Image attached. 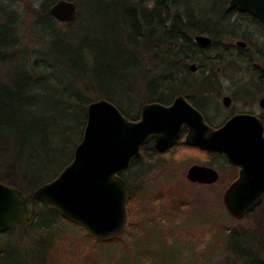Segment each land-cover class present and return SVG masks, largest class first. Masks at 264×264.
<instances>
[{
  "label": "trees",
  "instance_id": "obj_1",
  "mask_svg": "<svg viewBox=\"0 0 264 264\" xmlns=\"http://www.w3.org/2000/svg\"><path fill=\"white\" fill-rule=\"evenodd\" d=\"M57 1L49 0L36 9L32 29L49 32L40 33L31 48L25 44L26 35L19 27L20 16L0 7V181L18 188L27 197L70 165L74 150L83 139L91 102L108 100L127 118L137 121L144 105L168 106L184 96L214 127L218 124L207 117L206 108L209 104L219 106L225 90L221 78H235L242 73L235 63L246 65L251 61L242 48L225 42L243 40L248 46L264 47V42L260 45L246 33L250 24L260 28L264 25L249 13L232 8L230 0H217L209 14L199 5L195 8L191 0L185 5L183 0H86L87 16L81 9V0H69L77 6L76 19L70 23H60L50 15L49 10ZM197 35L211 38L212 44L198 45L194 41ZM190 64L196 65L195 72L190 70ZM254 70V76L264 77V70ZM130 82L144 84L143 99ZM132 90L136 91V99L131 97ZM133 99L144 100L134 113ZM184 146L211 155L206 160L208 165L213 164V157L230 164L222 153ZM141 153V159L133 161L122 174L130 186V173H148L149 167L159 163L164 154L153 141ZM162 197L157 198L158 202L164 200L161 210L153 207L148 212L139 207L141 213H135L138 225L130 219L129 229L122 236L135 237L136 249L131 256L139 255L127 256L132 264H156L155 257L162 264L183 260L179 257L183 254L176 253L175 248L162 245L182 236L183 220L184 224L196 222L192 220L195 215L189 217L195 207L183 191ZM132 205L131 192L128 210ZM263 207L264 202L256 211ZM62 221L71 224L56 210L36 202L31 222L0 234V264H53ZM133 224L138 229L132 230ZM259 226L224 229L228 235L222 254L227 264H264V240L246 239L253 232L259 233ZM25 239L32 242V247L21 253L16 246ZM13 241L16 246L11 245ZM176 245L188 251L184 260L197 259L189 251L193 243L188 247L184 243Z\"/></svg>",
  "mask_w": 264,
  "mask_h": 264
},
{
  "label": "water",
  "instance_id": "obj_2",
  "mask_svg": "<svg viewBox=\"0 0 264 264\" xmlns=\"http://www.w3.org/2000/svg\"><path fill=\"white\" fill-rule=\"evenodd\" d=\"M240 13H249L264 25V0H230ZM50 15L60 23L76 19L77 6L59 0ZM194 41L209 47L212 39L197 35ZM237 46L245 47L244 42ZM196 65H190L192 72ZM229 107L231 98H223ZM264 109V98L260 101ZM184 129L186 143L222 153L239 168L238 178L224 191L223 203L236 220L254 212L264 202V125L255 115L239 114L219 128L207 124L204 115L184 96L171 105L146 104L137 121L127 118L105 99L91 102L82 141L73 160L53 181L38 188L30 197L0 181V234L14 226L31 222L35 203L56 210L64 220L80 227L93 240L104 243L122 237L129 221L130 190L122 174L142 148L151 141L159 152L172 148ZM193 184H216L220 175L212 167L194 165L187 172Z\"/></svg>",
  "mask_w": 264,
  "mask_h": 264
},
{
  "label": "rangeland",
  "instance_id": "obj_3",
  "mask_svg": "<svg viewBox=\"0 0 264 264\" xmlns=\"http://www.w3.org/2000/svg\"><path fill=\"white\" fill-rule=\"evenodd\" d=\"M48 1L49 0H0V7L5 8L8 12L14 11L17 13L16 16H20L21 20H19V27L21 32L26 35L27 41L25 44L29 47H33L37 44V37L40 33L47 34L49 32V29L46 31L36 30L35 28L34 30L32 29V22L36 18V9L40 7L41 4ZM186 1L187 0H183V5H185ZM216 1L217 0H191L192 5L195 8H197L198 5L202 7L201 10H203L205 14H209L211 7ZM80 6L84 15L87 16L89 14V5L87 4V1L81 0ZM246 33L250 38L260 41V45L264 42V28L250 24V26L247 27ZM237 42L245 41L233 40L232 42L226 41L225 43H231L238 47ZM245 43L247 44V42ZM242 50H244V55L248 56L251 61L246 65L237 62L235 63L239 70L242 71V73L240 72L241 74L237 73L238 75L235 76V79L239 78V81L250 85L251 78L256 77L253 74L255 71L254 68L257 67L259 70H264V59L261 58L262 54H264V47L260 48L259 46L252 47L247 45V47L242 48ZM144 59L147 60L148 57L146 56ZM226 78H221L220 80L222 85H224L225 90L220 96L218 102L219 106L211 105L206 108L207 117L218 125H220L232 111L241 110L244 105L242 101L234 100L233 94L236 92L237 88L233 83H230L229 80H226ZM139 81H142V79ZM237 86L239 87L238 84ZM131 87L137 89L136 91L138 94L140 93L139 95L141 99L144 98V84L140 83L138 85L137 83H133L131 84ZM240 87L242 86L240 85ZM228 88L230 89L228 90ZM136 91L132 90V98H135ZM225 96H230L233 99L232 106L229 109L224 108L222 104V98ZM143 101L144 100H140L139 102L142 103ZM139 102L134 99L132 100V105L134 107L132 108V113L138 110V107L143 105ZM217 110L219 111L216 112ZM183 140L184 138H182V141ZM208 156L212 158L211 155L196 149H191L184 146L183 143H180L176 148L174 147L170 151L165 152L160 157L159 163L149 167L150 169H148V173L143 174V172L140 171L138 173V170H134L129 174L131 177L133 194V205L130 207L131 212L130 209L128 210L130 214L129 224L130 219L137 221L135 219L137 217L135 213H141L142 209L151 212L152 208L156 207L161 210V204H164V200L158 202L160 199L157 198L163 196L162 198L164 199L165 196H170L172 193H176V190H178L179 193L183 191L192 202V206L195 207V209L192 208V211H190L191 214L189 217L192 219L195 215V218L192 220H195L196 222L193 224L190 222L184 224L183 220L181 226L183 225L182 228L185 231H183L184 233H182V236L179 234L173 242H164L162 245V247L172 246L175 248L176 253L179 255L183 254L182 256L178 255L179 257H183V260L179 261L180 263L178 264H227V262H225L226 256L222 254V250L227 243L226 238L228 235L224 229L231 231L245 230L257 227L260 224L259 233L253 232L249 234V238H245L249 241L264 240V207L253 213L246 220H236L231 218L227 212L223 203V193L237 178L238 170L229 165L223 158L213 157V164L208 165L219 172L220 180L218 183L206 187L193 184L187 180L186 176L188 170L196 164L207 165L206 160L208 159ZM136 224L138 225V221ZM137 225H134L132 230L138 229L135 228L138 227ZM147 226L148 225H145L146 231H144L146 234L148 233ZM60 228L62 236L59 237L60 242L56 250L57 252L53 264H132L131 260H128V257L132 258L134 256V258H137V255H139L138 253L131 256L132 252L136 249L135 237H121V239L116 242L99 243L90 240L86 237L84 231L82 232L79 228L64 221H62ZM128 229L129 227L126 231H128ZM16 243V241H13V244L11 245L16 246ZM181 243H184L183 246L187 247L193 243V249L189 251L196 255L197 259L195 261L188 262L190 259L188 261L184 260V257L189 254L184 247L176 245ZM19 244V247H16L21 253L23 250L29 249L30 246L32 247V242L27 241V239ZM162 253L164 252H161L160 255L164 259L165 256ZM155 259L156 264H162V261L158 262V260H160L158 257H155ZM140 264L144 263L140 262Z\"/></svg>",
  "mask_w": 264,
  "mask_h": 264
},
{
  "label": "flooded vegetation",
  "instance_id": "obj_4",
  "mask_svg": "<svg viewBox=\"0 0 264 264\" xmlns=\"http://www.w3.org/2000/svg\"><path fill=\"white\" fill-rule=\"evenodd\" d=\"M245 43V42H244ZM246 44V43H245ZM239 47V46H238ZM247 47V44L246 46ZM245 47H239V48H245ZM197 70V68H196ZM252 80L250 81V85L248 84H244L243 82L239 81V78L238 79H235V78H226V80H229L230 83H233L237 90L236 92L233 94V98L234 100H239V101H242L244 103L243 105V109L241 110H236V111H232L225 120H223V122L221 123V126L224 125L227 121H229L232 117L236 116V115H239V114H251V115H255L258 119H260L262 122H263V125H264V109L261 107L260 105V101L264 98V92H259V90H264V77H254V78H251ZM237 84L239 85V87L237 86ZM240 85L242 87H240ZM246 85V86H245ZM234 86V88H235ZM239 88V89H238ZM230 88H228L229 90ZM242 89V90H241ZM226 97V96H225ZM230 97V96H228ZM224 98V97H223ZM222 98V100H223ZM231 98V105L229 107H225L224 105V108L226 109H229L231 106H232V103H233V99L232 97ZM187 99V98H186ZM189 101V100H188ZM190 102V101H189ZM191 103V102H190ZM222 104H223V101H222ZM211 105L209 104L208 107H210ZM200 111V110H199ZM202 113V112H201ZM203 114V113H202ZM204 115V114H203ZM205 117V116H204ZM206 119V117H205ZM207 124L210 125L208 123V121L206 120ZM211 126V125H210ZM217 126V127H216ZM219 125H215L214 127L211 126L212 128H219L221 127ZM186 135H187V129H184L183 132L181 133L179 139L177 140V142L175 143V145L172 147V148H176L178 145H180V143H183V144H187L186 143ZM182 138H184V140L182 141ZM189 145V144H187ZM155 146V144H154ZM191 146V145H190ZM193 147H196V146H193ZM172 148L168 149L167 151H170ZM199 148V147H198ZM202 149V148H200ZM204 151H207V152H210L209 150H205V149H202ZM165 151V152H167ZM165 152H162V153H165ZM142 156V154H141ZM141 157L138 159L140 160ZM135 161V160H134ZM133 163V162H132ZM230 163V162H229ZM231 164V163H230ZM229 164V165H230ZM132 165V164H131ZM130 165V166H131ZM196 165H199V164H196ZM233 165V164H232ZM202 166H207V167H210L207 165H202ZM234 166V165H233ZM130 168V167H129ZM236 170H238V175H239V168H237L235 166ZM215 169V168H214ZM128 170V169H127ZM219 173V172H218ZM220 175V174H219ZM238 178V176H237ZM236 178V179H237ZM235 179V180H236ZM220 180V179H219ZM234 180V181H235ZM233 181V182H234ZM127 182V181H126ZM219 182V181H218ZM217 182V183H218ZM232 182V183H233ZM231 183V184H232ZM128 184V187H129V190H130V198H131V192H132V189H131V186L130 184L127 182ZM230 184V185H231ZM198 185H201V186H212V185H203V184H198ZM214 185V184H213ZM229 185V186H230ZM228 186V187H229ZM129 204H130V201H129ZM129 206V205H128ZM129 214V212H128ZM128 225H129V221H128ZM118 239V238H117Z\"/></svg>",
  "mask_w": 264,
  "mask_h": 264
}]
</instances>
